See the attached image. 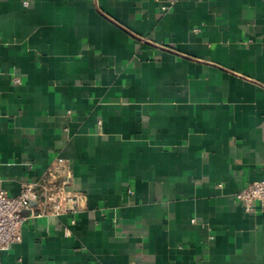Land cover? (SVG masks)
<instances>
[{
	"label": "crops",
	"instance_id": "0c3cea01",
	"mask_svg": "<svg viewBox=\"0 0 264 264\" xmlns=\"http://www.w3.org/2000/svg\"><path fill=\"white\" fill-rule=\"evenodd\" d=\"M58 157L0 264H264V0H0V188Z\"/></svg>",
	"mask_w": 264,
	"mask_h": 264
},
{
	"label": "built area",
	"instance_id": "2783aa9c",
	"mask_svg": "<svg viewBox=\"0 0 264 264\" xmlns=\"http://www.w3.org/2000/svg\"><path fill=\"white\" fill-rule=\"evenodd\" d=\"M14 81L21 83L22 78L15 77ZM73 180L67 161L58 157L43 180L25 183L18 195L12 196L0 188V251L22 241V230L29 216L77 213L84 197L70 188ZM237 199L247 211L258 202L264 206V178L248 182L237 193Z\"/></svg>",
	"mask_w": 264,
	"mask_h": 264
}]
</instances>
